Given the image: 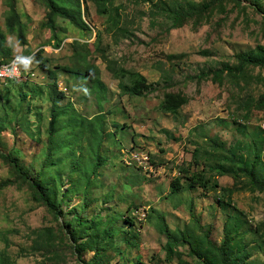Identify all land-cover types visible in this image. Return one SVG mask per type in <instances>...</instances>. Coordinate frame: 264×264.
Instances as JSON below:
<instances>
[{"label": "rangeland", "instance_id": "obj_1", "mask_svg": "<svg viewBox=\"0 0 264 264\" xmlns=\"http://www.w3.org/2000/svg\"><path fill=\"white\" fill-rule=\"evenodd\" d=\"M160 1L170 2L116 0L129 36L107 32L106 18L88 1L84 18L91 29L81 30L60 19L55 38L44 23L46 7L38 0H18L28 44L20 45L15 36H8V41L14 55L22 57L24 70L34 75L26 81L0 82V152L17 158L32 179L42 173L40 183L54 194L61 216L57 220L37 202L30 185L18 179L12 165L0 157V252L6 251L14 264H80L91 258L92 251L71 246L87 238L79 229L72 237L76 217L99 231L106 264H198L201 260L192 254L189 242L180 243L177 253L168 256V237L158 227L161 214L180 234L189 229L203 236L205 232L196 225L199 220L205 231L211 229V238L219 245L229 229L235 237L230 252L247 248V264H264V193L245 189L232 197L222 196V188L234 187L235 180L209 172L212 163L197 166L194 162L198 149L203 160L210 159V140L216 137L239 158L255 160L256 143L264 141V109H253L248 121L240 102L264 94V68H252L254 78L243 88L226 77L219 83L211 78L190 80L225 64L234 65L237 55L264 46V14L243 0L245 9L228 5L226 12H214L198 27L188 23L168 31L156 6ZM260 1L264 6V0ZM7 9L6 0H0L3 27ZM99 33L108 55L143 74L153 90L143 97L121 95L119 82L95 50ZM76 38L89 44L90 58L101 70L107 93L100 101L86 77L58 68L71 64V42ZM59 40L62 48H56ZM42 48V56L56 70L57 88L64 92L60 104L68 106L54 123L49 91L55 79L40 68L35 55ZM171 55L182 56L170 59ZM167 92L182 93L189 100L176 116L159 109ZM101 112L107 135L116 133L117 142L105 139L99 155L106 162L94 173L89 134L84 131L75 139L69 121L71 115L92 119ZM183 169L213 177L210 190L189 188L173 194L171 181L182 176ZM258 171L264 179V152ZM219 179L220 187L213 189ZM5 181L13 184L3 186ZM249 181L243 178L241 183Z\"/></svg>", "mask_w": 264, "mask_h": 264}, {"label": "trees", "instance_id": "obj_2", "mask_svg": "<svg viewBox=\"0 0 264 264\" xmlns=\"http://www.w3.org/2000/svg\"><path fill=\"white\" fill-rule=\"evenodd\" d=\"M46 7L45 26L51 29L54 34L53 37L58 38V21L68 20L71 24L81 30H90L91 27L85 20L84 16L88 14L87 2H92L97 10V13L106 18L105 30L109 33H120L122 36H129L127 25L123 21V14L120 12V6L116 5V0H38ZM170 2L160 1L157 4L158 10L161 11V16L166 20V30H173L181 28L188 23H193L196 27L208 20L210 16L218 11L224 13L228 5H232L234 9H245L243 0H205L203 2H187L169 0ZM18 0H6L8 9L4 14V26L0 24V63L9 62L14 55V46L8 41V36H15L20 45H27V25L23 21L21 13L17 6ZM250 4L258 11L264 14V6L260 0H249ZM63 31H67L63 28ZM64 39V38H63ZM62 39V40H63ZM58 41L56 48L61 47L62 42ZM102 35L99 33L94 42L95 50L99 51L103 63H105L108 72L113 79L117 80L121 95L133 97H143L153 90V85L148 83L147 78L138 71L127 69L118 60L111 58L108 55L106 48L101 46ZM73 47V55L71 56V64L58 66L59 69L71 73L79 74L86 77L91 83V91L97 96L98 101L106 98L107 87L101 79V70L98 64L91 60V49L86 41L76 38L71 42ZM42 48L36 52V58L40 68L49 72L50 76L55 79L54 84L50 88V97L52 101V116L53 123L58 120L59 115L67 113L68 106L60 104V100L64 92L59 91L56 85V70L50 66V59L42 56ZM182 55H171L170 59L181 57ZM237 63L234 65L225 64L220 69L209 70L202 72L197 76L190 77V80H203L211 78L213 82H221L224 77L229 79L236 87L243 88L249 85L253 80V75L250 70L252 68H264V46H260L257 50L249 53H241L237 55ZM57 69V68H56ZM16 81V80H10ZM8 81V82H10ZM240 108L245 111L244 119L250 120L253 109H264V94L260 98L255 99L254 96L249 99H241ZM189 102L188 98L182 93L167 92L164 99L160 103L159 109L162 112L176 116L179 114L181 108ZM78 117V118H76ZM70 128L74 131V138L82 137L83 132L86 131L90 138V150L94 153V173H97L101 166H104L106 158L99 155L105 139L111 142H117V134L109 133L107 135L105 128V116L103 112L92 119H84L79 115L70 117ZM75 119L74 123L72 121ZM106 141V142H107ZM211 142V154L209 160H203L200 155L201 150H196L194 154V162L197 166L202 163H212L209 165V172L215 174L217 177L230 176L235 180L234 187L222 188V196L229 195L232 197L236 192L250 189L253 192L264 193V179L260 177L258 166L263 160L264 141H257L258 150L255 154V160L250 162L244 158H239V153L233 149L227 148L226 144L216 137ZM207 151V152H208ZM208 157V154L204 155ZM0 157L9 162L16 177L30 185L33 191V197L37 202L43 203L58 220L61 216L57 204L55 203L54 194L50 193V189L42 186L40 183L42 173H37L35 178H31L28 171L20 164L17 158L10 153L0 152ZM55 164V162H51ZM182 176L171 181L173 194H180L189 188H202L205 191L210 190L213 182V177H208L205 171L191 173L188 169L182 170ZM243 178H248L249 183L243 182ZM13 184L12 181H5L3 186ZM220 187V183L215 182L213 189ZM222 201V200H221ZM158 227L168 237V256L172 258L177 253V245L180 243L186 244L189 242L192 247V254L201 260L198 264H247V257L249 251L244 248L237 254L230 252V246L235 240L233 232L229 229L226 231V239L223 244H217L211 238V229L205 231L202 224L197 220V226L204 231L201 236L194 232V230H182L181 234L173 230L164 215H160ZM87 220L76 217V222L73 224L72 237L76 238L78 229L85 236L86 241L77 244V240L71 244L73 248L80 250H90L93 256L89 259H83L80 264H106V248L101 246L99 242V231L93 228V225L87 226ZM133 224V220L130 221ZM84 230H82V228ZM106 237V236H105ZM106 240V238L104 239ZM244 258L243 263L238 262V259ZM10 255L6 251L0 252V264H14Z\"/></svg>", "mask_w": 264, "mask_h": 264}, {"label": "built area", "instance_id": "obj_3", "mask_svg": "<svg viewBox=\"0 0 264 264\" xmlns=\"http://www.w3.org/2000/svg\"><path fill=\"white\" fill-rule=\"evenodd\" d=\"M64 45V43H63ZM62 48V46L60 47ZM21 56L17 55L12 58L9 62L0 63V82H8L10 80H29L34 73L26 72L24 68L21 66ZM134 158L140 160L136 156ZM148 159V157L146 158ZM128 164H130L127 161Z\"/></svg>", "mask_w": 264, "mask_h": 264}, {"label": "crops", "instance_id": "obj_4", "mask_svg": "<svg viewBox=\"0 0 264 264\" xmlns=\"http://www.w3.org/2000/svg\"><path fill=\"white\" fill-rule=\"evenodd\" d=\"M223 177H227V176H223ZM220 180H221V179H219V183H221ZM229 188H230V187H229Z\"/></svg>", "mask_w": 264, "mask_h": 264}]
</instances>
